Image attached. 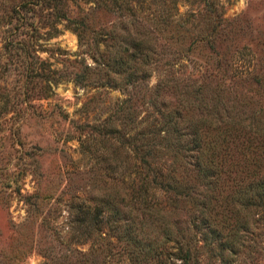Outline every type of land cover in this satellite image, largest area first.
I'll use <instances>...</instances> for the list:
<instances>
[{
  "label": "rangeland",
  "instance_id": "374dc122",
  "mask_svg": "<svg viewBox=\"0 0 264 264\" xmlns=\"http://www.w3.org/2000/svg\"><path fill=\"white\" fill-rule=\"evenodd\" d=\"M64 1L0 0V256L16 254L19 264H62L58 256L75 258L81 249L91 251L97 264H179L172 255L176 225L165 237L169 222L150 221L147 212L142 222L131 225V233L141 239L142 249H147L148 238L157 244V257L135 249L131 239L115 235L123 228L122 220L114 229L103 225L100 232L93 230L96 239L92 246L74 241L77 203L82 200L94 205L111 195L109 174L138 173L122 142L99 133L107 128L106 119L113 117L111 107L125 96L124 91L105 83L81 85L73 80L75 71L94 63L95 46L105 49L112 39L121 41L122 24L117 22L116 11L94 6L92 1L66 0V6ZM156 1L174 2L181 17L191 12L197 16L202 6L201 0ZM220 3L224 26L215 36L213 48L188 40L184 58L173 66L183 81L203 83L199 97L187 95L181 122L189 131L197 129L199 151L204 141L214 145L221 137L229 138L217 146L219 153L214 149L213 159L232 162L237 174H263L264 133L258 132L264 130V0ZM231 52L238 61V75L229 64L222 69ZM216 59L221 67H216ZM87 73L91 82L95 80L92 70ZM164 73H152L148 84ZM100 78L104 80L103 75ZM163 94L165 99L170 97V93ZM202 102L215 104L213 108L223 117L229 113L241 124H248L245 117L250 118L253 131L229 135L224 130L229 126L225 118L218 123L202 120L207 110ZM143 108H136V121ZM171 149L174 146L167 148L161 162L170 161ZM209 151L203 147V162L210 158L206 156ZM176 168L179 170L178 165ZM11 174H18L22 195L1 186ZM124 188L121 184L119 193ZM33 191L38 193L36 211L23 197ZM158 211L160 217H169L165 209ZM179 217H184L179 231L185 237L192 235V229L184 227L188 219L181 213ZM198 237L192 242L200 248ZM198 255L204 264V248ZM241 257L237 261L248 264ZM213 264L224 263L215 260ZM250 264H264V256Z\"/></svg>",
  "mask_w": 264,
  "mask_h": 264
},
{
  "label": "trees",
  "instance_id": "16d2710c",
  "mask_svg": "<svg viewBox=\"0 0 264 264\" xmlns=\"http://www.w3.org/2000/svg\"><path fill=\"white\" fill-rule=\"evenodd\" d=\"M85 1L116 11L117 22L122 24L124 30L121 41L116 43L112 39L105 49L95 46L91 55L94 63L84 64L81 71H75L73 80L81 85L105 83L124 91L125 96L111 107L113 117L110 115L106 119L107 128L99 133L105 139H118L122 142L134 159V169L138 174L119 177L117 174H109L113 189L111 195L106 194L94 205L82 200L77 203L74 228L75 231L78 230V234L74 241L87 242L92 246L96 239L93 230L100 232L103 225L114 229L117 222L122 220L123 228L115 235L131 239L136 245L135 249H142L141 239L133 238L136 234L131 233V225L142 222L147 212L150 221L161 219L169 222L163 231L165 237L172 233L176 225L175 236L172 238V255L174 260H179V264H201L198 254L203 248L206 252L204 264H213L215 260L224 264H241L237 261L239 256H242L241 260L248 259L250 264L255 258H262L264 173L237 174L232 162L223 159L215 161L214 149L218 150L217 146L229 138L221 137L214 145L209 143L210 140L204 141L199 151L197 129L191 128L189 131L181 122V108L188 101L187 95L196 94L199 97L203 92V83L183 81L175 74L173 66L184 58L188 40L189 43L201 41L213 48L215 36L221 33L224 26L220 0H201L198 15L191 12L184 17L179 15L174 2ZM66 3L65 0V6ZM77 35L78 46H81L83 42L80 33L77 32ZM213 52L216 55L214 50ZM233 55L234 52H231L229 61L225 62L222 69L229 64L237 74L240 68ZM215 65L220 66L219 59H216ZM91 70L96 76L92 82L87 73ZM158 71L165 72L164 76L149 85V77ZM101 75L104 80H101ZM163 93H170V97L167 95L165 99ZM172 98L175 99L171 100ZM200 99L203 101L201 96ZM202 103L207 108V116L204 115L202 120H207L208 123L226 120L225 123L229 126H224V130L229 135L244 136L245 132L253 131L250 118L245 117L248 124H241L229 113L223 117L218 108H213L215 104ZM139 105H144V112L141 119L136 121V108ZM258 133H264V130L261 129ZM171 145L174 150L169 151L172 152L170 161L161 162V156L167 153L166 150ZM203 147L211 150L206 155L210 158L204 162L200 158ZM195 150L199 153H195ZM18 181V174H11L2 181L1 186L10 187L15 193L22 195ZM120 183L125 188L119 193ZM157 192L161 195L157 196ZM37 196V191L23 194L28 206H34L33 211L37 210ZM163 209L168 212L169 217L158 215V210ZM180 213L188 219L187 226H183L192 229V235L185 237L179 231L180 222L184 220V217H179ZM125 228L128 229L126 232ZM194 235L199 236L198 240L202 242L200 248L194 243ZM146 244L148 247L142 249V252L157 257L160 251L156 247L158 245L150 243L149 238ZM9 255L0 256V264H19L20 258L16 254ZM57 258L62 264H97L91 251L81 249L75 258Z\"/></svg>",
  "mask_w": 264,
  "mask_h": 264
}]
</instances>
